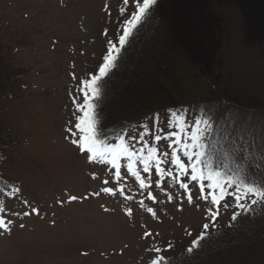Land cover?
<instances>
[{
	"label": "rangeland",
	"instance_id": "rangeland-1",
	"mask_svg": "<svg viewBox=\"0 0 264 264\" xmlns=\"http://www.w3.org/2000/svg\"><path fill=\"white\" fill-rule=\"evenodd\" d=\"M183 1L193 9L180 12L182 0H157L154 11L203 76H215L227 59L220 57L227 45L222 17L212 8L219 6L238 18L241 34L236 35V26L229 30L234 44L229 49L231 61H226L232 66L227 64L226 70L212 78L217 85L209 86V95L218 91L216 95L222 99L233 97L231 102L237 108L242 106L240 102H257L253 103L257 108L253 122L248 118L250 110L244 111L241 119L254 129L259 143L264 132V51L258 49L264 46V0ZM133 11L134 0L127 5L123 0H0L2 61L20 75L11 96L0 98V182L2 178L1 185L8 188L0 199V218L14 222L10 235H0V264H152L157 256L166 257L161 264H168L183 259L190 242L209 222L205 215L208 205L199 199L198 187L189 182L193 197L189 204L184 190L169 177V172L179 171L174 163L162 165L166 172L161 176L154 165L153 171L145 173L142 161L130 169L122 155L120 167L114 169L110 164L89 162L69 139L68 129L81 115L74 102L77 85L97 68L107 41L118 37L121 21ZM197 75L185 76L187 82L176 96L178 105L171 110L185 112L183 106L193 103L203 109L208 98L211 108L212 97ZM143 114L137 111L132 117L136 122L127 135V148L131 144L138 154L141 150L146 154L148 147L171 153L173 149L163 140L158 144L147 136V144L130 140L142 122L151 127L153 120L145 121ZM201 114L202 110L189 112V120L199 119ZM118 140H110L113 155L119 153L113 152L118 151ZM211 160L217 166L223 162L226 168L230 163L225 153ZM259 161L257 154L253 167ZM133 170L139 177L132 175ZM140 179L146 180V188L141 187ZM113 186L115 196L101 191ZM120 188L125 190L123 195ZM96 192L101 194L92 195ZM168 195L173 197L171 201ZM69 196L83 199L59 203ZM150 196L156 201L148 199ZM180 207L182 211L177 210ZM30 208L38 209L40 215H16ZM149 208L157 215L149 213ZM233 211L234 207H222L218 226H228ZM260 218L257 223L264 231V215ZM240 219L241 226L249 225L245 216L234 223L240 224ZM145 232L153 235L145 238ZM156 247L162 252L156 253ZM261 251L264 253V248Z\"/></svg>",
	"mask_w": 264,
	"mask_h": 264
},
{
	"label": "snow or ice",
	"instance_id": "snow-or-ice-1",
	"mask_svg": "<svg viewBox=\"0 0 264 264\" xmlns=\"http://www.w3.org/2000/svg\"><path fill=\"white\" fill-rule=\"evenodd\" d=\"M123 3L127 5L129 0H123ZM156 5L157 0H134V11L130 17H125L121 21L118 37L107 41L106 52L97 68L77 85V97L74 102L81 115L79 122L68 129L69 139L73 145H76L79 150L86 154L85 159L89 162L110 164L114 169L120 167L116 155H113L110 150L107 152L102 150L101 144L107 147L109 139L108 136H104L103 140L98 139V136L103 135V131L98 132L97 125L102 122L101 109L104 100L107 98L112 77L122 68L128 50L137 38L139 28L153 17ZM123 11L124 9H121L122 13ZM173 117H175V121H173ZM225 121L227 126L221 124L220 127L223 151L226 159L230 162L227 169H225L223 162L217 166L209 158L207 141L209 134L214 130V121L208 118L207 112L202 113L199 119L193 117L189 120L183 109L178 111L170 109L167 124L161 125L159 113H155L151 127L142 122L139 131L133 130V135L130 137L131 141L147 144L146 136L151 137L157 144L163 140L173 149L171 153H159L158 148L148 147L146 154L143 150L138 154L132 150L131 144L125 150V158L129 161L128 167L132 169L135 162L142 161L145 173L153 171L154 165L155 170L164 176L166 168L162 165L174 163L175 169L179 171L169 172L168 175L180 189L184 190L189 204L193 203L189 182L198 187L199 199L204 200L208 205L205 215L209 222L203 225V230L190 242L186 249L189 255L201 251L204 244L211 240L212 232L219 230L217 218L222 207L225 209L234 207L236 209L232 213L231 221L228 224L229 228L233 227V223L238 218L255 216L258 209L264 210V132L261 133L259 143H257L254 129L239 115L228 113ZM130 128L131 125H127L107 131L109 135L120 138L123 144ZM165 128L168 131H165ZM73 136L77 138L72 139ZM257 154H259L260 161L257 167H253L252 162L256 159ZM181 155L184 159L181 158ZM109 156L111 158H108ZM165 157H169V159L165 161ZM115 175L119 176L120 173L116 172ZM132 175L139 177L140 174L133 170ZM93 178L95 179V174H93ZM103 183L108 184L109 181L104 180ZM140 185L142 188H146V180L140 179ZM15 191L19 192L20 189L17 188ZM101 191L110 196L117 195L116 186L104 187ZM119 191L121 195L125 192L123 188H120ZM201 193L203 195H200ZM100 194V192H96L92 195L99 196ZM80 199L83 198L69 196L67 201H59V203L63 204ZM125 199H130V196L125 195ZM148 199L153 202L156 201L155 196H150ZM167 199L171 201L173 197L168 195ZM24 203L26 207H30L27 201ZM197 207L199 206L197 205ZM177 210L182 211L183 208L180 207ZM148 212L153 216L157 215L152 208H149ZM32 214L40 215V212L36 208H30V211L26 210L16 215L30 216ZM127 214L129 216L132 214L130 209ZM13 224L14 222L11 220L5 222L4 219L0 218V235H10ZM19 226L23 228L25 225L21 223ZM152 235L151 232L144 234L145 238ZM168 248L171 249V244L168 245ZM154 251L161 253L162 249L156 247ZM165 259L167 258L164 256H157L152 260V264H161V261Z\"/></svg>",
	"mask_w": 264,
	"mask_h": 264
},
{
	"label": "trees",
	"instance_id": "trees-1",
	"mask_svg": "<svg viewBox=\"0 0 264 264\" xmlns=\"http://www.w3.org/2000/svg\"><path fill=\"white\" fill-rule=\"evenodd\" d=\"M212 10L219 13L222 17L223 30L225 31L223 40H227V45L225 44L224 46L225 51L221 53L220 57L226 56L231 61L229 49L233 46L234 39H229L231 37L229 30L231 27L236 26L238 18L235 20L228 12L222 11L219 6H214ZM236 28L238 31L236 35L239 36L238 34H241L240 30L242 27L239 24ZM238 40L241 41V36ZM258 49L263 52L264 46L262 45ZM227 59L222 61L223 67L217 68L218 70L216 69L215 76H203L201 72L198 74V71H200L199 67L194 64L190 54L185 52L171 38L164 22L154 11L153 17L139 28L137 38L128 50L122 68L112 77L107 98L104 100L101 109L102 122L97 125V131H103V135L98 136V139L103 140L104 136H108L110 143L112 137L117 138L115 135H109L107 130L134 125L136 121L132 120V117L134 114H137V111L144 113V116L146 115V118H142L145 121L148 118H151L148 121L153 120L154 114L159 113L161 125H165L169 118V110L178 105L176 96L180 91L179 87L182 83L187 82L185 76L189 73L198 74V82L207 87V94L209 95V86L213 87L217 85L213 83L214 79L212 78L217 77L222 70H226L227 64L228 66H232V63L226 61ZM2 60L3 57L0 53V98H8L14 91L20 75L9 70ZM217 92L210 91L209 97H212L210 101L211 108H209V98L208 103L203 109L193 106L196 103L183 106L185 108L184 113L187 115H189V112L202 110V113L207 112L208 118L214 121V130L209 134L207 141L210 159L214 155L220 157L224 153L220 126L221 124H224L225 127L227 126V122L225 121L226 114L232 113L239 115L241 118L244 111L250 110L248 118L253 122L257 111V108H254L256 105L253 104L257 102H240L242 106L237 108L233 106V97L230 101H227L222 99L219 94L217 96ZM224 95L226 97L230 96L229 94ZM234 98L236 97L234 96ZM164 105H167L166 107L168 108L162 107ZM159 107L166 109L162 110ZM206 109H209L210 112ZM123 117L128 120L121 121ZM118 139V151L113 152H119L118 154H114L118 157L119 163V157L125 156L128 139L125 136L123 144L121 143V139ZM109 143L107 147L101 144L102 150L106 152L112 151ZM1 182L0 199L5 194V190L8 189L6 186L1 185ZM263 215L264 210L258 209L255 216H245V220L248 219L247 224L250 226H241L242 219L239 220L241 221L240 224L233 223V227L231 228L227 225L223 227L219 226V230L212 232L211 240L204 244L201 251L194 255L186 253L183 259L168 264H264V253H261V249L264 248V231L260 229L257 223L260 222V217Z\"/></svg>",
	"mask_w": 264,
	"mask_h": 264
},
{
	"label": "bare ground",
	"instance_id": "bare-ground-1",
	"mask_svg": "<svg viewBox=\"0 0 264 264\" xmlns=\"http://www.w3.org/2000/svg\"><path fill=\"white\" fill-rule=\"evenodd\" d=\"M179 9H180V12L181 11L187 12L188 9H193V6L191 4H188V2L182 0V3H180L179 5Z\"/></svg>",
	"mask_w": 264,
	"mask_h": 264
}]
</instances>
